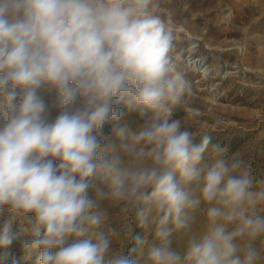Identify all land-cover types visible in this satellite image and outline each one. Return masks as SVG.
<instances>
[{"label":"clouds","instance_id":"clouds-1","mask_svg":"<svg viewBox=\"0 0 264 264\" xmlns=\"http://www.w3.org/2000/svg\"><path fill=\"white\" fill-rule=\"evenodd\" d=\"M173 16L161 0H0V248L19 221L31 264H264V179L172 118L190 92ZM121 106L142 122L119 126ZM106 204L152 239L129 225L115 250Z\"/></svg>","mask_w":264,"mask_h":264},{"label":"rangeland","instance_id":"rangeland-1","mask_svg":"<svg viewBox=\"0 0 264 264\" xmlns=\"http://www.w3.org/2000/svg\"><path fill=\"white\" fill-rule=\"evenodd\" d=\"M161 5L162 11L174 12V55L190 86L172 118H181L201 135L210 134L213 142L227 146L228 157L243 158L255 179H264V0H161ZM121 107L119 126L142 122L137 112ZM113 127L106 125L110 135ZM106 207L107 224L121 230V237L113 242L115 250L133 246L123 231L129 225L152 239L150 231L135 226L133 213ZM9 216L7 209L0 212V230ZM203 224L201 214L194 230ZM12 232L13 242L0 248V257L7 254L4 264L12 260L31 264L24 260L23 243L29 237L19 221L13 223ZM182 243L178 239L174 246Z\"/></svg>","mask_w":264,"mask_h":264}]
</instances>
